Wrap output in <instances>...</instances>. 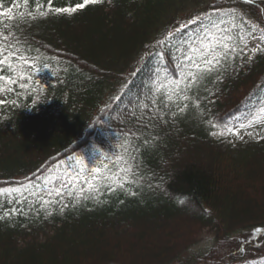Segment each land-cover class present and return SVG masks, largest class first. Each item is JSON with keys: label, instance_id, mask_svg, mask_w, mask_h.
Masks as SVG:
<instances>
[{"label": "trees", "instance_id": "trees-1", "mask_svg": "<svg viewBox=\"0 0 264 264\" xmlns=\"http://www.w3.org/2000/svg\"><path fill=\"white\" fill-rule=\"evenodd\" d=\"M0 46V264L264 263V0H0Z\"/></svg>", "mask_w": 264, "mask_h": 264}, {"label": "snow or ice", "instance_id": "snow-or-ice-1", "mask_svg": "<svg viewBox=\"0 0 264 264\" xmlns=\"http://www.w3.org/2000/svg\"><path fill=\"white\" fill-rule=\"evenodd\" d=\"M103 0H83V3L77 4L75 8H51V0H49V11H54L55 13H68L71 14L72 12H75L77 10H81L85 8L89 4H97L102 3ZM25 3H27V0H25ZM41 6L37 5V11L39 12V15L41 17L45 16L47 13L44 11H39V8ZM11 11V9H9ZM209 22L212 27H216L217 24L215 20H213L211 17H208ZM223 55H221L220 46L219 44L215 46L208 47L205 51L204 49H200V51L204 52L205 54L201 56L200 58L185 56L184 63L183 64H177L176 68L178 69V72L174 74V79L177 80V85L173 87V93L176 94V87H178L179 83V76L180 73H185L187 77L191 79H196L200 77L202 74L209 73L212 71V69L219 65L221 59H226L229 52H231L233 49L228 48L227 44L224 46ZM4 47L0 46V72L8 71V72H14L19 76L20 80H24V72L28 69L33 67L32 64L29 63L28 57H25L23 55L17 56L13 52H7L5 54ZM208 53H211L209 55ZM16 59L20 63L14 64L13 60ZM0 82H6L8 84H15L17 81L16 79H13L12 76H5L0 74ZM11 89H9L10 91ZM0 91H3V84H0ZM180 93H183V89H180ZM186 98L183 95H177V99ZM261 111H264L262 109ZM229 131H232L231 129ZM121 171H131V169L125 168L121 169ZM62 188L63 185H61L60 188L55 189L57 195H62ZM42 203H47V201H42ZM256 232H260L261 229L257 228L255 229Z\"/></svg>", "mask_w": 264, "mask_h": 264}, {"label": "rangeland", "instance_id": "rangeland-1", "mask_svg": "<svg viewBox=\"0 0 264 264\" xmlns=\"http://www.w3.org/2000/svg\"><path fill=\"white\" fill-rule=\"evenodd\" d=\"M224 11L225 9L211 11L208 13V17H214L217 15H220L221 13H224ZM201 23L202 21L192 22L190 23L191 25L187 26L185 29H191V28L196 29V27L200 25ZM262 39L263 38L258 35L254 36L251 40L252 45L256 46ZM240 126H244V131H242L241 127H238L237 135L233 134L232 139L234 142H237L239 140H247L249 136L255 137L256 139H259V137L264 136V120H257V121L253 120L249 123V125L241 123ZM214 238H215V235L213 233L205 231L201 235L199 243L196 245V247H194L192 252L196 251L194 254H197L203 251H208V250L210 251L215 245ZM261 264H264V263H261Z\"/></svg>", "mask_w": 264, "mask_h": 264}]
</instances>
